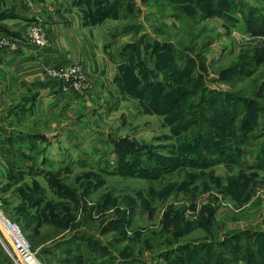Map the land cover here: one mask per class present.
<instances>
[{
    "label": "rangeland",
    "instance_id": "obj_1",
    "mask_svg": "<svg viewBox=\"0 0 264 264\" xmlns=\"http://www.w3.org/2000/svg\"><path fill=\"white\" fill-rule=\"evenodd\" d=\"M81 3L86 27L78 30L117 67L114 101L76 112V147H54L46 175L39 169L22 194L0 196L40 261L167 264L161 242L194 245L243 229L264 241V206H252L264 187V0ZM206 100L232 105L199 110ZM207 113L216 119L199 131ZM53 122L49 116V130ZM187 250L181 264H202ZM0 254L7 264H22L1 227Z\"/></svg>",
    "mask_w": 264,
    "mask_h": 264
},
{
    "label": "crops",
    "instance_id": "obj_2",
    "mask_svg": "<svg viewBox=\"0 0 264 264\" xmlns=\"http://www.w3.org/2000/svg\"><path fill=\"white\" fill-rule=\"evenodd\" d=\"M81 4V0H0V37L20 40L17 51L0 48V196H18L21 185L39 169V175H46L54 147L63 149L65 141L76 147V112L84 113L96 100L110 105L114 101L117 67L78 30L86 27ZM35 21L48 29L46 47L29 41L27 30ZM72 62L84 66L92 82L89 90L66 92L60 82L40 74L46 64ZM22 82L27 85L18 91ZM48 115L54 118L53 130L47 127ZM255 200L252 206H264V198Z\"/></svg>",
    "mask_w": 264,
    "mask_h": 264
},
{
    "label": "trees",
    "instance_id": "obj_3",
    "mask_svg": "<svg viewBox=\"0 0 264 264\" xmlns=\"http://www.w3.org/2000/svg\"><path fill=\"white\" fill-rule=\"evenodd\" d=\"M207 14V13H205ZM203 17H208V15H204ZM262 24L264 25V22L261 21L260 27H262ZM200 62H199V70L200 74L203 75L207 72V67L205 63V57L203 56L202 52L197 53ZM195 63V62H194ZM234 63V62H233ZM232 63V64H233ZM198 65V64H197ZM233 66H228L226 69H231ZM238 72H244L245 71V65L243 64L241 68L237 69ZM195 72L194 64L191 66V69L189 70V73L187 71L186 74H189L185 79L182 80L183 84H187V79L191 78V75H193ZM201 93L206 91V88H202L199 90ZM195 92L194 90L189 91V93ZM204 100V99H203ZM208 100V99H207ZM206 100V104H200L199 110L202 111H208V107L211 105H214L216 103L210 102L208 104V101ZM212 103V104H211ZM218 106H221L223 109H227L228 106H231L232 103H228L227 100H224L220 102L219 104H216ZM241 110V109H239ZM262 110H264L262 108ZM241 117L240 120H243V124L248 123V118H246V114L238 113ZM236 115V116H237ZM259 118V114L255 116L253 119L257 121ZM216 119V116L211 117L209 114H206V119H203L202 121L198 120L200 125L198 127L199 131L206 129V122L210 120ZM205 120V121H204ZM189 121V120H188ZM187 121V122H188ZM203 122V124H202ZM202 125V126H201ZM189 126H184L183 130L188 129ZM198 131V133H199ZM242 138H247V132H242ZM229 148H232V145L229 144ZM263 151H264V145H263ZM262 151V152H263ZM18 195L23 193V188L18 189ZM35 202H31L30 205H33ZM29 205V206H30ZM27 206V205H26ZM212 212V210H210ZM204 228H209V224H203L201 225ZM24 227V226H23ZM237 230L230 233H226L221 235L220 237L216 235H212L209 238L202 240L198 243H194V245L191 244H182L179 246L170 245L166 248H163L164 242L160 243V246L162 249L159 251V257L164 258V260L167 262V264H181L186 263L187 257H188V250L195 251L196 256H199L201 258L202 264H204L205 258H207L208 263L207 264H264V241H260L259 236L252 238L251 234L254 233V230ZM179 237V235H178ZM177 238V236H176ZM176 238H174L173 242H176ZM170 241V240H169ZM262 246H260V243ZM168 243V242H167ZM185 253V254H183ZM257 256H259V262H257ZM0 264H7L3 259L2 255L0 254Z\"/></svg>",
    "mask_w": 264,
    "mask_h": 264
},
{
    "label": "built area",
    "instance_id": "obj_4",
    "mask_svg": "<svg viewBox=\"0 0 264 264\" xmlns=\"http://www.w3.org/2000/svg\"><path fill=\"white\" fill-rule=\"evenodd\" d=\"M29 41L42 48L50 44L49 33L46 25L39 21L31 23L27 30ZM20 40L12 36L0 37V48H7L9 51L19 49ZM45 75L54 78L61 83L63 91L83 92L91 88L92 82L79 62L66 65H49L45 67ZM255 198H264V187L258 188ZM0 227L12 240V248L22 264H43L37 256L30 238L23 229L21 223L11 216L0 198Z\"/></svg>",
    "mask_w": 264,
    "mask_h": 264
}]
</instances>
